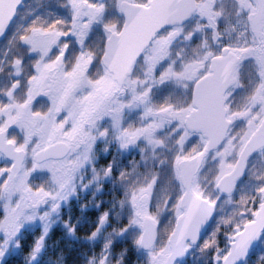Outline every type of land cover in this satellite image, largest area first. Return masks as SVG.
I'll use <instances>...</instances> for the list:
<instances>
[{"label":"snow or ice","instance_id":"1","mask_svg":"<svg viewBox=\"0 0 264 264\" xmlns=\"http://www.w3.org/2000/svg\"><path fill=\"white\" fill-rule=\"evenodd\" d=\"M0 264H264V0H0Z\"/></svg>","mask_w":264,"mask_h":264}]
</instances>
